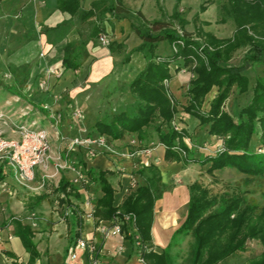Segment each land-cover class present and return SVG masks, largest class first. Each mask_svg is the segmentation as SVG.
I'll return each instance as SVG.
<instances>
[{"label":"trees","instance_id":"trees-1","mask_svg":"<svg viewBox=\"0 0 264 264\" xmlns=\"http://www.w3.org/2000/svg\"><path fill=\"white\" fill-rule=\"evenodd\" d=\"M81 1L56 0L57 9L82 23L95 19L96 24L91 33L93 39L105 33L104 21L107 19L131 21L133 31L143 41L132 53H143L147 60L146 68L129 84V91L135 97L131 111L97 121L92 130L93 135L104 136L111 141L135 135L141 143L147 144L153 127L159 143L166 149V162L182 163L184 167L191 164L210 165L208 173L211 175L215 171L232 168L250 177L264 178V79H257L252 103L242 110L238 120L224 110L234 87L240 94L248 92L250 81L244 73L251 63L264 61V0H228L224 12L235 21V36L231 39H218L212 34L203 33L206 36L204 44L185 29L187 22L181 18L178 10L181 0H177L176 12L170 21H149L141 11L134 12L127 8L122 0H98L89 10L83 9ZM204 11L206 7L202 5L201 13ZM172 19L179 20L181 33L175 28ZM71 21L46 31H54L63 37L72 30ZM240 33H244L250 41L251 54L246 57L244 64L231 65L225 61L224 55L236 45ZM162 42L175 46L177 52L170 56H160L158 48ZM88 56L85 43H67L62 65L64 71L79 70ZM130 60L129 55L124 63ZM171 65H176L177 73L183 68H189L195 76L187 91L188 105L182 110L196 118L200 125L208 126L210 136L223 141L221 150L215 156L196 159L184 140L188 138V133L184 129L175 130L172 126L179 113V106L164 84L172 79ZM215 87L218 88V95L211 101L210 110L203 111L206 97ZM0 88L21 98L15 86L0 81ZM256 136L259 139L258 147L255 148L253 142ZM81 168L84 178L96 184L102 192V197L95 202L96 226L101 221H111L115 217L134 218L124 222L122 234L132 243L145 264H173L172 246L180 245L181 238L187 237L193 239L190 264H221L233 255L244 252L250 241H259L264 247V205L261 206L255 200L249 202L242 196H212L209 190L195 182L189 187L190 201L185 222L173 234L170 245L161 254L157 253L152 237L154 210L156 203L169 189L163 182L160 169L152 165L137 170L135 174L143 178L144 183L132 188L123 204L115 207V190L109 180L113 173L87 170L85 165ZM6 177L5 168L0 166V183ZM53 193L60 195V205L66 203L69 209L78 212L72 201H80L81 193L73 181L62 176ZM48 197L46 194L30 197L29 209H35ZM13 224L17 237L34 260L38 252L33 242L32 226L17 219H13ZM76 224V236L79 238L84 227L82 213ZM97 241L102 248L104 240L99 234ZM250 264H264V249Z\"/></svg>","mask_w":264,"mask_h":264},{"label":"rangeland","instance_id":"rangeland-1","mask_svg":"<svg viewBox=\"0 0 264 264\" xmlns=\"http://www.w3.org/2000/svg\"><path fill=\"white\" fill-rule=\"evenodd\" d=\"M28 1L29 0H27V2L25 0H0V81L9 86H15V90L21 94V98H19L13 93H9L0 88V130L11 139L19 138V128L23 125L31 127L34 130L46 131L50 141L48 156H52V149L56 150L58 155H67L69 159H71L75 153L74 151L81 148L90 149L89 152L92 151L95 155L109 153L110 151H108V148L119 153L122 146L116 145L113 141L108 140L107 137V149L97 144L87 145L84 143L75 146L73 142L75 139L85 141L90 138L94 140L97 138V134L93 135V127L90 128L91 125L101 119L111 117L113 114H119L122 111H131L135 97L130 94L129 85L124 83V85L119 87V83H116L113 74L93 84V86L88 89L89 94L86 97H82L81 102L86 105L85 108L89 107L94 112H97V119L87 120L86 116H84L81 121L72 120V112L75 109L78 108L83 113L84 111L80 108L81 105L73 104L69 95V89L65 90L62 87L64 84L63 82L67 79L63 75V70L59 69L60 58L59 52H57L59 50L53 53L51 57L47 56L49 52L46 53V49L43 47L44 38L41 34H38L40 31L43 32V34L47 33L45 27L41 26L37 21L29 23V19L22 14L25 10L24 8L29 3ZM142 1L149 21H170L171 16L176 12L177 0ZM139 2H141V0H139ZM208 2L209 0H181V2L178 3V10L181 18L187 22L185 29L193 33L195 36L194 38L203 44L206 42V36H204L203 33L212 34L218 39L233 38L237 31V26L233 17L228 16L224 12V8L228 7L229 1L210 0V2ZM202 5L206 7V11L201 13ZM154 16H159V19H154ZM73 22L78 25L81 24L77 18H75L72 23ZM172 22L175 28L181 33L179 20H173ZM93 23L94 22H88L84 28H81L83 34L88 36L92 30ZM102 35L105 34L102 33L98 39ZM47 37L48 41L54 43V45L60 42V39H56L54 34H48ZM108 40L110 44L109 37ZM235 44L234 47L228 50V54L224 55L225 61L231 65L244 64L246 57L251 54L249 51L251 43L247 40L244 33H240L236 38ZM169 45L167 42L166 45H164L165 47L161 48V51L164 49L163 52L167 56L177 52L175 46L172 47L170 45L169 47ZM128 56L129 55H125L123 58L119 59V63H124L125 58ZM51 67L53 68L50 70ZM171 68L173 69V74L176 73V65H171ZM191 71L192 70L189 68H183L179 73H188V78L191 80L195 77ZM58 75L61 77H57ZM244 75L247 76L250 81L248 92L240 94L237 88L234 87L224 106V110L236 120L239 119L242 110L252 103L254 95L253 90L257 79H264V61L251 63ZM75 76L77 77L76 79L79 80L78 75L75 74ZM164 84L173 97L168 80L165 81ZM188 88L189 84L182 83L179 92H177V96L180 98L178 99L179 101L177 100L179 113L172 123V126H177L179 131L184 129L188 133V138L184 140L192 150L196 159L205 156H215L221 150L223 141L217 137L210 136L208 133V126L200 125V122L196 118L186 114L182 110L183 107L188 105ZM119 90L121 91L120 95ZM217 95L218 88L215 87L206 97L203 111L208 112L210 110V103ZM47 99L49 102H53V104L58 102H60V104L62 103L63 108H60V111H52L47 108L45 111L50 112L47 116L44 113H38V110L32 104L40 105L42 103L44 106L48 104L47 106L53 107L51 103H44ZM187 115L189 117H187ZM51 116L54 119L53 121L50 120ZM184 118H187V120L185 121ZM66 127L72 130L74 129L75 132L76 128L78 130H83L72 135H66L63 132ZM51 132L53 135H51ZM150 132L154 138L157 139V134L153 130V127L150 129ZM127 136L128 139H125L123 148H129V145L138 149H155L157 147L155 144L157 142L156 139L154 142L149 141V144H140L133 135ZM258 139L259 136H256L254 139L253 145L255 148L258 147ZM51 159L47 162L49 167H51V162L57 164L60 160L59 156H52ZM157 163H162V161L157 159ZM72 167L77 168L76 165ZM209 167L210 165H191L184 183L189 185L199 182L205 189L210 191L212 196L222 198L228 195L242 196L249 202L250 200H255L261 206L264 205V178L250 177L232 168L215 171L211 175L208 173ZM41 169L42 171L40 170L35 173L33 182L27 185L19 184L14 178L12 179L10 173L5 171L7 177L0 183V227H9L12 225L13 218L23 221L27 220L22 217L21 214L12 215L9 210L11 204L17 203L21 206L20 202L25 203L26 201L24 199L28 198L29 194H34L35 192L44 193L47 190L49 191V195L54 196V193H52L53 177L50 175L46 177V169L44 167H41ZM79 170L82 169L77 168L76 171L74 169H64L63 171H70L73 180L76 178ZM139 184V182L134 183V187L132 188H136ZM79 187L85 199L90 198L91 202L94 204L99 187L91 183L88 179H86V182L82 183V185H79ZM66 206L68 208V204H66ZM66 206L64 208H66ZM55 207L58 208L61 207V205L58 206V203H55ZM78 212L83 214L81 210ZM11 230H13L12 227ZM180 241V245H173L171 249L173 264H190V247L193 243V239L187 237L181 238ZM263 249L264 247L259 241H250L244 252L233 255L221 264H250L262 253Z\"/></svg>","mask_w":264,"mask_h":264},{"label":"crops","instance_id":"crops-1","mask_svg":"<svg viewBox=\"0 0 264 264\" xmlns=\"http://www.w3.org/2000/svg\"><path fill=\"white\" fill-rule=\"evenodd\" d=\"M25 1L27 2V0ZM96 1L98 0H82L83 9L89 10L92 4ZM28 2L29 3L24 8L25 10L22 14L29 19V23L37 21V23L45 27V31L53 29L65 21L75 20V18H72L69 14L62 13L57 9L56 0H29ZM122 2L132 11H141L147 18V13L142 0L141 2H139V0H122ZM154 17V19H159V16ZM88 22H94L92 27L93 30L96 24L95 19H91L85 23L81 22L80 25L73 22L72 30L63 37H59L54 31H47V33L44 32L45 34H43V32L41 33V31L38 32V34H41L44 38L43 47L46 49V53L49 52L47 55L48 57H51L53 53L59 50L57 51L59 52L60 58L59 69L63 70V75L67 79L63 82L64 84L62 87L65 90L69 89V95L73 104L81 105L80 108L84 111V113L82 112L83 116H86L87 120L97 119L98 117L97 112H94L89 107L85 108L86 105L81 102V98L86 97L89 94L88 89L93 86V84L103 80L108 75L113 74L116 83H119V87L124 85V83L129 85L147 66V60L143 53H132V51L138 48L143 41L133 31L131 21L127 19L123 21L107 19L104 21V34L110 38V44L108 46L101 45L99 39H93L91 37L92 30L88 36L83 34L81 28H84ZM48 34H54L56 39L59 38V44L56 43L57 45H54V43L49 42L47 37ZM71 42L85 43L89 56L83 62L79 70L64 71L62 67L64 48L67 43ZM166 43L167 42H162L159 44L158 54L160 56H167L163 52L164 49L161 51V48L165 47L164 45H166ZM125 55H130V62L119 63V59L123 58ZM52 68L53 67H51L50 70ZM172 70L173 69L171 68L172 79L168 80V82L173 98L177 101L180 99L179 96H177L180 85H182V83L188 85L191 80L188 78V73L182 74L176 72L173 74ZM75 74L78 75L79 80L76 79L77 77ZM57 77L60 78L61 76L58 75ZM120 93L121 91L119 90V95ZM44 103H51L54 108L52 106H47L48 104L44 106L42 103L40 105H32L36 107L38 113H44L46 116L50 113L45 111L47 108L52 111H60L63 108V104H60V102L53 104V102H49L47 99ZM187 117L189 116L187 115ZM50 118L51 121L54 120L52 116ZM184 120L186 121L187 118H184ZM95 124L96 123L91 125L90 128L94 127ZM75 130L76 132L74 129L72 130L71 128L66 127L63 132L66 135H72L83 129L78 130L76 128ZM51 135H53L52 132ZM133 136L141 144L138 138L135 135ZM149 136V141L154 142L156 138H154L151 132L149 133ZM125 139H128V136L122 140L113 141L116 145L122 146L121 151L118 149L119 154L113 155L109 153H100L95 158L89 156L90 149L87 148H81L74 151L75 153L71 159H69L67 155H58L56 150L52 149V156H59L60 160L57 164L51 162V167H49L47 162L52 156H47L45 160V176L47 177V175H50L53 177L52 187L54 190L57 188L62 176H65L70 181L74 180H72L71 172L63 171L64 169L73 170L85 165L87 170L95 169L110 171L113 175L109 180L115 190L114 206L120 207L132 190V187H134V183L139 182L140 185L144 183V179L136 175L135 172L139 169L149 168L152 165L157 166L161 171L164 184L169 187V189L164 192L162 199L156 203L152 225L154 250L161 254L170 245L173 234L183 225L187 218L190 201L189 187L193 183L186 185L184 182L187 172L190 169L189 167L193 164L184 167L182 163L166 162L164 159L166 149L159 143L158 137L156 139L157 142L155 144L157 147L155 149H138L133 148V146L130 145L129 148H123ZM145 150H149V153H143ZM157 159H160L162 163L158 164ZM73 165H76L77 168L72 167ZM40 170L42 171L41 167L36 168L35 173ZM5 171L10 173V170L5 169ZM10 175L12 176L11 173ZM13 178L14 177L12 176V179ZM78 189L81 193V200H73L72 202L77 206L78 211L81 210L84 213L83 202L85 201V197L79 186ZM48 193L49 191L46 190L44 193L35 192L34 194H27L28 198L24 199L26 201L25 203L20 202L21 206L17 203H13L9 208L12 215L21 214L22 217L27 219L25 221L21 220L23 224L32 226L34 231L33 242L36 246L38 257L34 260L31 259L30 253L23 246L20 238L17 237L15 226L12 224L9 227H0L4 239H6L8 235L14 236L13 240H6L5 242L0 243V264H87L84 254L80 250H77L75 261L72 263L70 262V255L74 251L78 239L76 236L78 231L76 223L80 212H73L71 209L67 208L66 204H62L61 207L56 208L55 203H58V206H60L58 201L60 195L54 193V197ZM45 194L49 196L45 201L35 209H29L28 202L30 197ZM101 197L102 192L99 189L95 202ZM95 202L93 204L94 209ZM65 206L66 208H64ZM82 218L84 220L82 236L96 240L98 230L95 220H87L83 214ZM103 222L105 224L110 223V221ZM11 227L13 230H11ZM103 240L101 257L103 264H145L136 253L135 247L132 243L129 240H126L123 236L109 235Z\"/></svg>","mask_w":264,"mask_h":264},{"label":"built area","instance_id":"built-area-1","mask_svg":"<svg viewBox=\"0 0 264 264\" xmlns=\"http://www.w3.org/2000/svg\"><path fill=\"white\" fill-rule=\"evenodd\" d=\"M99 42L103 46L109 44L107 35H102L99 38ZM176 51V50H175ZM83 113L79 109H75L72 112L71 119L74 121H81L83 119ZM175 130H179L177 126H174ZM20 136L18 139H11L5 135V133L0 130V166L4 167L6 170H10V173L14 179L21 185H27L33 182L35 178V170L38 167L45 168V160L48 156L50 150V141L47 136L46 131L44 130H34L31 127L26 125L20 126ZM106 137H97L94 140L90 138L81 141L75 139L73 145L79 146L84 143L87 145L97 144L100 147L108 148ZM109 154H119L110 150L108 148ZM143 153H149V150L143 151ZM89 155L92 158H95L97 155L89 152ZM82 169V168H81ZM75 171L77 169H74ZM87 178H84L82 170L77 172L76 178L73 180V183L76 186L82 185L86 182ZM84 213L83 216L87 220L94 219V206L90 198H86L83 202ZM134 220L130 216L126 217H115L110 223L105 224L103 221L97 226L98 234L104 239L109 235H118L123 236L122 226L125 221ZM14 239V236L8 235L6 239L2 236V231L0 230V243L11 241ZM76 250V251H75ZM77 250H80L84 254V258L87 264H103L102 262V248L99 247V242L97 239H90L84 236H81L77 239L75 244V249L70 255V262H74L77 256Z\"/></svg>","mask_w":264,"mask_h":264}]
</instances>
